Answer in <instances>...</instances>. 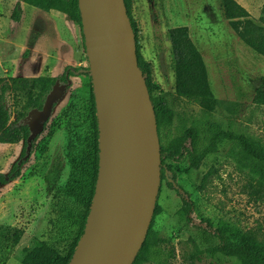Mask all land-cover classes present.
I'll return each instance as SVG.
<instances>
[{
  "label": "rangeland",
  "instance_id": "374dc122",
  "mask_svg": "<svg viewBox=\"0 0 264 264\" xmlns=\"http://www.w3.org/2000/svg\"><path fill=\"white\" fill-rule=\"evenodd\" d=\"M260 23L264 0H237ZM16 0H0V83L14 77H55L68 65L89 66L82 27L63 14L48 12L28 3L19 22L12 18ZM133 19L139 44L151 63L158 84L155 95H165L175 111L168 133L176 135L192 124L219 122L264 143V105L255 102L264 79V57L247 46L235 33L223 13L220 0H133ZM187 25L208 67L210 83L220 100L218 109L205 112L195 101L175 93L174 56L168 31ZM64 97L39 135L22 175L0 185V264H22L23 249L37 239L65 250L76 229L68 225L59 197L72 174L70 156L82 150L92 133L91 74L71 76ZM26 98L7 94L15 119ZM57 126V127H56ZM24 141L0 142V172L8 173L21 159ZM244 155L240 146L226 142L198 169L181 167L178 181L190 192L202 214L223 226L230 239L239 242L257 234L264 241V175ZM208 180L203 184L204 178ZM153 221L156 236L165 238L166 252H175L166 264H231L205 255L193 260L195 245L191 228L180 212L182 200L166 180L161 181ZM156 208V207H155ZM72 226V227H71ZM8 227L24 229L13 248L1 241ZM67 229V234L64 233ZM264 250V247H263ZM206 257V258H205ZM6 261L3 263V261ZM140 264H156L142 260Z\"/></svg>",
  "mask_w": 264,
  "mask_h": 264
},
{
  "label": "trees",
  "instance_id": "16d2710c",
  "mask_svg": "<svg viewBox=\"0 0 264 264\" xmlns=\"http://www.w3.org/2000/svg\"><path fill=\"white\" fill-rule=\"evenodd\" d=\"M21 2L48 12L63 14L67 20L82 27L79 0H16L12 18L17 22L22 17ZM125 3L135 31L139 67L148 84L157 117L162 154L161 179L166 180L167 185L175 189L181 197L180 212L185 225L191 228V238L195 245V250L191 254L192 259H203L205 255L211 259V263L230 261L231 264H264V241L259 239L257 234L246 235L239 242L232 241L223 226L216 224L212 217L202 214L190 192L178 181L183 164H188L189 169H198L226 142L239 145L241 152L258 168L257 174L261 176L263 173L264 175V143L260 140H252L242 132L226 128L219 122H209L204 125L192 124L176 135L168 133L174 121L175 111L167 96L154 94L158 84L153 79L151 63L141 52L137 25L132 15L133 0H125ZM220 4L230 26L239 38L264 57L263 23L254 18L250 11L237 0H220ZM260 19L264 22V7ZM168 34L174 56L176 95L197 102L207 113L216 111L220 100L212 89L206 61L202 51L191 37L189 27L187 25L174 26L169 29ZM83 39L85 42L84 33ZM80 74L89 75V66L68 65L63 73L55 77H14L10 81L0 83V142L17 144L24 141L21 159L8 173L0 172V185H6L22 175L23 166L27 162L25 156L28 137L31 134L28 123L29 112L34 108L43 107L48 93L57 80L67 84L71 76ZM9 92H14L18 98H26L22 106L23 111H20L15 119H12L13 113L7 104ZM254 100L264 105V79L261 87L256 91ZM91 115V137L87 138V143L82 150L70 156L72 174L59 197V204L62 206V212L68 225L76 227L74 235L70 238L65 250H60V247L55 244L37 239L33 245L24 248L22 255L18 257L22 264H69L72 259L85 230L99 170V127L94 93H92ZM49 121L46 122L45 128ZM38 138L39 136L33 141V148ZM207 180L208 176L204 178L203 184ZM261 180L264 184L262 176ZM158 209L159 206L156 205L153 219ZM151 223L146 239L133 264H140L142 260L166 264L170 257L175 255L174 251L166 252L165 246L162 245L166 239L156 236L153 221ZM24 233L22 228H5L1 233V241L13 248L19 244ZM64 233L67 234V229ZM5 261L6 259L3 263Z\"/></svg>",
  "mask_w": 264,
  "mask_h": 264
},
{
  "label": "water",
  "instance_id": "95a60500",
  "mask_svg": "<svg viewBox=\"0 0 264 264\" xmlns=\"http://www.w3.org/2000/svg\"><path fill=\"white\" fill-rule=\"evenodd\" d=\"M79 7L100 152L87 223L69 264H133L152 224L162 181L157 117L125 0H79ZM71 83L57 80L43 107L29 112L25 159Z\"/></svg>",
  "mask_w": 264,
  "mask_h": 264
},
{
  "label": "crops",
  "instance_id": "0c3cea01",
  "mask_svg": "<svg viewBox=\"0 0 264 264\" xmlns=\"http://www.w3.org/2000/svg\"><path fill=\"white\" fill-rule=\"evenodd\" d=\"M22 6L24 7L25 2H21ZM71 22V21H70Z\"/></svg>",
  "mask_w": 264,
  "mask_h": 264
}]
</instances>
